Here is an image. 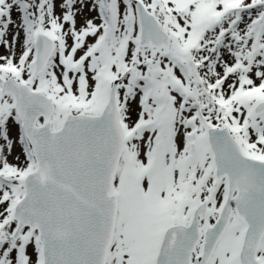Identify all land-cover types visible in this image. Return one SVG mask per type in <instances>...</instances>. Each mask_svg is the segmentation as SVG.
<instances>
[{"label": "snow or ice", "instance_id": "obj_1", "mask_svg": "<svg viewBox=\"0 0 264 264\" xmlns=\"http://www.w3.org/2000/svg\"><path fill=\"white\" fill-rule=\"evenodd\" d=\"M0 264H264V0H0Z\"/></svg>", "mask_w": 264, "mask_h": 264}]
</instances>
